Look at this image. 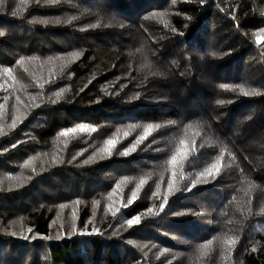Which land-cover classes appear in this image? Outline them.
I'll return each instance as SVG.
<instances>
[{"label": "trees", "instance_id": "16d2710c", "mask_svg": "<svg viewBox=\"0 0 264 264\" xmlns=\"http://www.w3.org/2000/svg\"><path fill=\"white\" fill-rule=\"evenodd\" d=\"M262 29L264 0H0V264H264Z\"/></svg>", "mask_w": 264, "mask_h": 264}, {"label": "snow or ice", "instance_id": "6c2138e0", "mask_svg": "<svg viewBox=\"0 0 264 264\" xmlns=\"http://www.w3.org/2000/svg\"><path fill=\"white\" fill-rule=\"evenodd\" d=\"M50 2H55V0H50ZM173 3H175V0H173ZM261 31H264V29H262ZM2 35H4V33H3V32H0V36H2ZM256 43H257V44H260V43H261V38H260V37H257V39H256ZM18 63H22V61H19ZM5 72H6V74L11 75V69H6ZM224 87H227V86H224ZM239 91H240V93L243 94L244 96H253V95H259V94H260V93H259L258 91H256L255 89L249 91V90H246L244 87H240V88H239ZM33 99H35V98L33 97ZM11 127L14 128V127H15V123H13V124L11 125ZM151 127H152L151 125L148 126V129H146V133H147L148 131L151 130ZM157 127H158V126H157ZM78 130H79L80 132L83 133V132H87V131H89V128H88V126H86V125H80ZM91 130H92V131H95L94 128L91 129ZM76 131H77V128H72V129L66 130V131H64V132H61L60 135H61V136H68V135H69V132L75 133ZM2 134H4V133H3V130H0V135H2ZM146 138H147L146 135L139 137V139L137 140V143L142 142V141H143L144 139H146ZM107 143H108L109 145H114V144H115V141H114V140H108ZM181 143H183V141H181ZM134 149H135V145H133V150H134ZM124 154H127V150H126V152H125ZM175 160H176V157L173 156V157H172V161L175 162ZM88 162H89V161H85V163H88ZM26 166H27V165H26ZM212 168H215V169H216L217 174L219 173V166H218V165H213ZM212 168L207 169V170H206V173H201L200 175H201V176L211 175V174H212ZM198 182H199V181H198ZM204 182H207V180H205ZM144 183H145V181H143V180L140 181V184H141V185L144 184ZM188 190H190V189H188ZM136 199H137V195H136L135 192H133V193H132V196H131V199L129 200V203H133V202H135ZM166 205H167V197H165L164 203H162V204L160 205V209L163 210L164 207H165ZM117 211H119V210H117ZM147 211H148V212H152L153 209H152V208H149ZM260 211H261V213H264V208H262ZM115 214H116V213H113V215H115ZM155 214H156V215H159V213H155ZM140 222H141V217L138 215V216L133 217L132 219H129V220L127 221V224H128L129 226H133V225L139 224ZM93 231H94V232H98L99 230H98V229H93ZM12 234L15 235V233H12ZM25 239H27V237H25ZM210 243H211V241H209L208 243L202 245V248H207V247L209 246ZM226 243L229 244V245H233V244L236 243V241H235V240H232V239H229L228 241H226ZM252 251H256V249L253 248Z\"/></svg>", "mask_w": 264, "mask_h": 264}]
</instances>
